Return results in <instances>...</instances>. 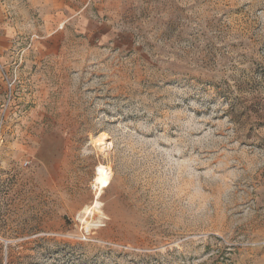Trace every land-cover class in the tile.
<instances>
[{
	"label": "rangeland",
	"instance_id": "1",
	"mask_svg": "<svg viewBox=\"0 0 264 264\" xmlns=\"http://www.w3.org/2000/svg\"><path fill=\"white\" fill-rule=\"evenodd\" d=\"M74 14L0 44V264H264V0Z\"/></svg>",
	"mask_w": 264,
	"mask_h": 264
},
{
	"label": "crops",
	"instance_id": "2",
	"mask_svg": "<svg viewBox=\"0 0 264 264\" xmlns=\"http://www.w3.org/2000/svg\"><path fill=\"white\" fill-rule=\"evenodd\" d=\"M84 1L85 0H3V2H1L0 0V30L2 29L0 32V44L5 40L10 41L12 37L21 33V28L24 26L22 21H30V15L32 14L36 15L41 21L40 29L43 30L41 34L46 36V39L55 38L59 32V22L71 19L75 15L74 8L76 2L83 3ZM49 43H51V41H45L42 46L38 47L37 52L39 54H42L44 51L48 52ZM1 80L2 77L0 73V83Z\"/></svg>",
	"mask_w": 264,
	"mask_h": 264
},
{
	"label": "bare ground",
	"instance_id": "3",
	"mask_svg": "<svg viewBox=\"0 0 264 264\" xmlns=\"http://www.w3.org/2000/svg\"><path fill=\"white\" fill-rule=\"evenodd\" d=\"M98 172L100 174L98 181L101 184V186L104 187L108 182L109 175L102 168H98Z\"/></svg>",
	"mask_w": 264,
	"mask_h": 264
}]
</instances>
